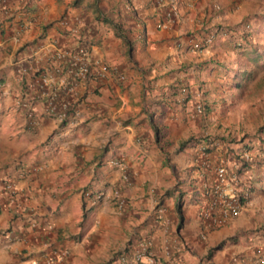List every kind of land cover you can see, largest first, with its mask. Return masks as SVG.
Returning a JSON list of instances; mask_svg holds the SVG:
<instances>
[{"label":"crops","instance_id":"obj_1","mask_svg":"<svg viewBox=\"0 0 264 264\" xmlns=\"http://www.w3.org/2000/svg\"><path fill=\"white\" fill-rule=\"evenodd\" d=\"M176 3L174 14L167 0H7L1 8L0 264H120L143 241L156 264L264 259L259 158L241 213L220 225L201 216L215 168L237 167L232 150L241 144L219 125L231 104L239 107L232 118H242L257 95L239 93L264 79V0ZM55 46H83L90 62L117 69L76 95L59 90L56 104L71 100L79 111L62 122L43 113L36 85ZM18 99L29 101L37 127Z\"/></svg>","mask_w":264,"mask_h":264},{"label":"built area","instance_id":"obj_2","mask_svg":"<svg viewBox=\"0 0 264 264\" xmlns=\"http://www.w3.org/2000/svg\"><path fill=\"white\" fill-rule=\"evenodd\" d=\"M6 1L0 0V10L6 4ZM167 2L170 14H174L177 10L176 0H167ZM77 23L79 24L80 20H77ZM59 24L65 27L68 21L63 18L59 21ZM202 44H204L203 41H198L194 46L199 47ZM48 58L51 60L49 67L36 77V85L39 90L45 93L46 101L43 113L54 116L59 122L67 120L69 116L79 114L77 109L70 108L69 104H73L71 100H65L60 105L56 104V95L59 90L62 91L64 97L66 95H76L75 90L78 85H84L88 82L97 83L108 79L113 73H117L115 67H111L106 63L93 64L90 62L83 46L73 49L55 46ZM118 78L124 80L125 75L118 74ZM16 104L25 111L29 126L31 128L37 127L39 118L30 107L29 101L18 99ZM196 109L200 110L201 105H197ZM261 138H264V131L257 133L255 144L253 141H242L239 143L241 144L239 148L232 150V155L237 162L236 168H232L231 164L224 162L215 168L214 181L206 192L207 204L201 212V216L212 225H220L227 217L239 215L244 208L252 187L249 183L250 176L247 174L250 171L249 166L252 168L254 158H259L264 166V146L259 141ZM6 188L9 193H15L12 183L6 185ZM119 261H121L120 264L128 262L156 264L150 241L140 242L131 250L123 252L119 257ZM259 263L264 264V259L261 258Z\"/></svg>","mask_w":264,"mask_h":264},{"label":"rangeland","instance_id":"obj_3","mask_svg":"<svg viewBox=\"0 0 264 264\" xmlns=\"http://www.w3.org/2000/svg\"><path fill=\"white\" fill-rule=\"evenodd\" d=\"M254 78L255 77H252L251 80H253ZM256 83L257 86L254 89L252 88L253 85L252 82L248 81L243 91L239 93L240 95H243L244 93H252L257 95V97H254L252 100L247 101L245 106H241V109L245 111V112L243 111L242 118L241 117L232 118L233 115L238 116L237 114L239 107H237L236 104L233 105L231 104L229 105L228 108H231L232 110H230L231 112L227 114L229 117H231L230 121L229 120L228 122L226 121L224 125L223 124L219 125V126H223V128H225L226 131H228L226 138L230 143H236V142L241 143L242 141L255 142L257 133H259L262 129H264V79L262 80L260 79ZM252 94H247V96L248 95L251 96ZM261 110L263 111V113L259 112L260 114H258L257 112H255ZM247 112H249V114L245 115V113ZM259 115H261V117ZM220 119L219 121H221Z\"/></svg>","mask_w":264,"mask_h":264},{"label":"trees","instance_id":"obj_4","mask_svg":"<svg viewBox=\"0 0 264 264\" xmlns=\"http://www.w3.org/2000/svg\"><path fill=\"white\" fill-rule=\"evenodd\" d=\"M3 7H4V5H3ZM262 130H263V129H262ZM192 140H194V142H196V139H190V141H192ZM190 141H189V142H190ZM179 211H180V209H178V212H179ZM222 244H223V242H221L219 245L222 246Z\"/></svg>","mask_w":264,"mask_h":264},{"label":"clouds","instance_id":"obj_5","mask_svg":"<svg viewBox=\"0 0 264 264\" xmlns=\"http://www.w3.org/2000/svg\"><path fill=\"white\" fill-rule=\"evenodd\" d=\"M261 51H262L261 53L263 54V49H261ZM262 131H264V129H263V130H261V132H262Z\"/></svg>","mask_w":264,"mask_h":264}]
</instances>
